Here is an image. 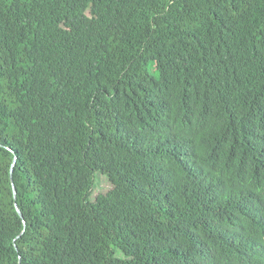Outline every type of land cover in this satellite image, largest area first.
<instances>
[{
  "label": "trees",
  "instance_id": "1",
  "mask_svg": "<svg viewBox=\"0 0 264 264\" xmlns=\"http://www.w3.org/2000/svg\"><path fill=\"white\" fill-rule=\"evenodd\" d=\"M0 264H264V0H0Z\"/></svg>",
  "mask_w": 264,
  "mask_h": 264
},
{
  "label": "rangeland",
  "instance_id": "2",
  "mask_svg": "<svg viewBox=\"0 0 264 264\" xmlns=\"http://www.w3.org/2000/svg\"><path fill=\"white\" fill-rule=\"evenodd\" d=\"M59 4V2H57ZM68 20V26L72 29H76L77 28V22L72 19L71 17L67 18ZM108 190H110V185L107 182L106 178L103 176L97 177L95 182H94V186H93V197L99 195V194H104L106 193Z\"/></svg>",
  "mask_w": 264,
  "mask_h": 264
},
{
  "label": "water",
  "instance_id": "3",
  "mask_svg": "<svg viewBox=\"0 0 264 264\" xmlns=\"http://www.w3.org/2000/svg\"><path fill=\"white\" fill-rule=\"evenodd\" d=\"M11 172H12V170H11ZM10 175H11V174H10ZM12 186H13V193H14V197H15V195H16V191H15V188H14V185H13V184H12ZM16 209H17V212H18V214L20 215V217H22V214H21L19 208L17 207Z\"/></svg>",
  "mask_w": 264,
  "mask_h": 264
}]
</instances>
